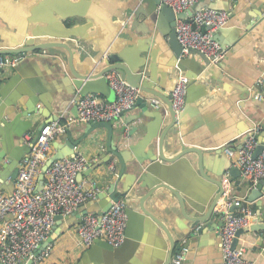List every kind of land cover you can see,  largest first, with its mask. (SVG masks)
Wrapping results in <instances>:
<instances>
[{
  "label": "crops",
  "instance_id": "1",
  "mask_svg": "<svg viewBox=\"0 0 264 264\" xmlns=\"http://www.w3.org/2000/svg\"><path fill=\"white\" fill-rule=\"evenodd\" d=\"M140 4V0H0V25L5 26L3 21H6L13 27H23L29 35L36 28L41 30L42 35H46L47 31L62 33L73 28L85 44L95 49L104 45L106 37L116 33V36L114 35L116 44L122 50L134 51L139 58H145L147 68H150L151 75L159 85L174 89L180 76L187 77L189 85L183 109L186 117L184 122L170 134L169 140L188 142L190 145L204 149L208 161L207 167L216 173H224L223 180L227 184V193L235 197V201L242 204L243 208L251 210L253 216L261 211L264 224V198L253 203L247 202V197L255 184L246 181L241 174L237 178L231 176V169L238 168L237 160L229 157L223 149L225 146L235 151L240 149L244 137L235 138V136L247 132L252 125L260 126L259 139L264 135V98L258 99L256 96L258 91L255 87L256 82L262 80L260 90L264 93V0L234 2L201 0L194 6L195 11L213 8L228 11L230 14L228 25L218 33L220 43L226 49V55L222 63L216 66L217 69H211L213 71L205 66L199 56L192 55L188 57L190 61L183 70L172 67L166 58L170 53L166 39L161 35L155 36L154 29L143 17L138 23V34L134 32L132 38L122 34L126 30L131 31L130 18L135 14V10L141 8ZM126 27L128 29H125ZM20 58L17 68L0 71V94H4L0 95V111L7 102L18 105L11 108L7 106L5 113L2 111L0 146L7 140L20 146L24 144L26 136L35 137L39 134L42 126L49 121L43 116L49 115L47 106L51 107L53 115L58 116L60 123L64 125L68 124L69 118L77 116V108L72 103L77 93L70 94L72 87L64 79L62 81L61 75H58L56 66L58 60L46 54ZM95 62L96 58L92 53L76 54L74 57L75 67L83 73L92 71ZM27 82L37 85L40 90L35 93L38 104L31 105V109L26 105L29 99L20 98V88L24 83L27 85ZM99 96L108 101L104 95ZM112 99H115V95H112ZM32 110L38 112L29 114ZM150 110L144 115L140 108H137L127 114L123 122L111 123L114 127L113 140L118 143L120 150L124 147L121 146L122 141L118 135L126 139L127 145H137L146 133V127L152 126L155 122L151 116L159 114L158 111L163 109L154 107ZM41 112L43 115L40 114ZM138 114L141 117L135 124L125 126L124 123L130 117ZM137 125L142 127V133L128 136ZM87 126L88 124L85 123H73L67 127L66 133L57 136L52 142L50 157L58 148L66 146L70 136L74 140L84 136ZM107 141L108 130L100 127L90 130L88 136L75 149L76 153H81L90 163L92 162L88 170L80 174L81 177L79 175L78 180L87 187L92 186L99 190L97 200L84 207L89 213H100L109 205L107 191L119 172L117 158L108 152ZM140 154L141 159L147 157L145 151ZM7 156L3 160L4 164H8ZM193 157L196 159L195 156L186 157V164L174 169L180 181L181 195L187 201L203 195V187L206 185L199 176L197 167L190 163V158ZM95 160L98 162L95 163ZM100 163L102 166L98 167ZM149 164V161L144 162V169ZM205 172L207 175H213L207 169ZM135 175L134 172L126 173L118 191L123 190L129 176L134 179ZM2 187L0 193L12 192L11 184L6 183ZM149 203L152 208H156L158 218L168 230L179 238V246L189 248L190 251L183 264L222 263L220 246L222 227H218L219 221L213 222L215 224L212 227L199 234L196 229H190V223L183 217L175 198L156 197ZM222 204L220 206H223ZM260 204L261 208L258 206ZM242 209L237 210L236 213L242 212ZM72 217L56 221L52 234L55 228L62 230V233L51 244L50 257L41 264H159L162 253L166 254L163 244L169 249V243L162 232L160 238L150 235L151 232L147 229L142 230L144 231L142 233L138 222L133 221L135 228L130 227V234L126 236L127 240L125 239L126 243L121 246H124V252H120L119 256H114L110 260L107 257L109 251L106 249L108 243L103 239L97 240L87 249L81 246L77 234V226L81 221L78 219L68 228ZM128 227L129 221H127L126 235ZM239 245L247 249L248 258L256 261L257 264H264V231L242 235ZM85 255L87 262H83Z\"/></svg>",
  "mask_w": 264,
  "mask_h": 264
},
{
  "label": "water",
  "instance_id": "2",
  "mask_svg": "<svg viewBox=\"0 0 264 264\" xmlns=\"http://www.w3.org/2000/svg\"><path fill=\"white\" fill-rule=\"evenodd\" d=\"M140 1L141 8L135 10V14L130 18V20L132 19V23L129 26L131 31L126 30L122 34H126L132 38L133 35L137 33L138 23H140L141 17H143L154 29L155 36L161 35L166 39L167 47L170 50V53L166 56L168 62L171 63L172 67L183 70L184 66L188 64L190 60L188 57H183V47L177 39V18H186L195 12V10L177 16L173 9L162 4L161 0ZM3 23L5 26L0 25V55L28 57L31 55L41 56L46 54L55 57V59L58 60L56 63L58 75H61V80L63 81L64 79V81L72 87L70 94L74 95L77 93L81 96L89 94L104 95L108 101H114L112 95L115 94L110 88L105 75L110 72H116L120 75L122 80L140 92L139 98L134 106L130 110L121 113V117L124 118L137 108H140L142 114L147 115L146 111H151V108L156 107L153 101H159L160 106H158V108L163 109L162 111H158L159 114L156 113L151 116L155 122L152 126L146 127V133L143 134L137 145H127L126 139L118 135L122 141L121 146L124 147L123 150H120L118 143L113 140L114 127L111 123H89L86 134L79 140H74L69 135L70 137L66 142V146L64 148H58L57 152L51 156L42 167L39 176V191L43 188L45 174L53 162L66 157H74L77 145L88 136L89 131L102 127L108 130V152L117 158L119 172L116 175L114 183L107 191V197L110 201L109 205L100 213L107 212L115 202L123 199L126 203V213L129 219V227L126 236L130 234V227L135 228L133 221L138 222L142 233H144L142 230L147 229L151 232L150 235L160 238V232H162L169 243V249L163 244V249L166 251V254L164 252L162 253L159 264H171L175 256L181 251V246H179V238L175 234L173 235L162 220L158 218L156 208H152V205L149 203L151 200L156 197H159V199H162V197L175 198L180 206L183 217L190 223V229H196L199 234L205 229L212 227V225L215 224L213 222L216 221H219L217 225L221 228L227 213L233 215L237 210L243 208L242 204H237L235 197L227 193V184L225 180H223L224 173H216L207 167L208 161L204 149L190 145L188 142L183 143L181 141L169 140L170 134L179 124L184 122L186 117L183 112L184 110L180 112L174 110L171 96L173 89H168L156 82L155 78L150 73V68H147V60L145 58H139L134 51H131L133 52L131 53L122 50L121 47L116 44V33L114 34L115 36L106 37L104 39V41H106L104 45H100L98 49H95L85 44V41L73 30V28L62 33L47 31V34L50 35H42L41 30L36 28L31 32L32 34L29 35L28 31H25L23 27H13L6 21H3ZM125 29L128 28L126 27ZM221 30L214 34V39L219 42L220 38L218 33L221 32ZM115 31L117 30H114V32ZM91 53L94 54L96 58L95 68L85 73L80 72L75 67V55H89ZM190 54L192 56H199L209 70L213 68L217 69L216 66L212 65L210 61L199 52L192 50ZM39 91L38 86L34 85L32 82H27V85L24 83L20 88V98L27 97L29 100L26 105L31 109V105L37 106L38 104V100L35 99V93ZM0 95L3 96L4 94L1 93ZM7 106L11 108L17 107L18 105L7 102L0 111V121L1 118L3 119L2 111L5 113ZM46 108L49 115H43L42 112L40 114L47 117L49 119L48 122L60 120L58 116L53 115L50 106ZM37 112L38 111L32 110L29 111V114ZM140 117V114L130 117L124 123L125 126L133 123L135 124ZM48 122H46V124ZM46 124H44L42 128ZM252 127L253 125L250 129ZM119 130H121V128ZM142 130V127L137 125L128 136H132L136 133L141 134ZM245 133L242 132L235 136V138L242 137ZM37 137L38 134L33 137L32 143L36 141ZM259 141L260 143L253 155L254 158L259 157L264 149V135ZM17 146L15 142L11 143L8 140L3 142L0 146V190H3L2 186L6 183L11 184L14 189L21 168V161L30 153L31 147L29 144L24 142V144ZM142 151H145L147 156L144 159H141L142 156L140 153ZM6 156L9 157L8 164L3 163ZM189 156H195L196 159H194V157L190 158V163L197 167L199 176L206 183L203 187V195L194 197L191 201H187L181 195V190L179 188L180 181L177 179L174 172L175 168L186 164V157ZM146 161H149L150 164L146 166L147 169H144V162ZM98 165V167L102 166L101 163ZM141 168L144 169L145 172H143ZM205 169L211 171L213 175H207ZM133 172L136 173L135 178L133 179V177L129 176L127 184L124 185L123 190L119 192L118 187L125 174ZM230 174L237 178L240 176V171L238 168L234 167L231 169ZM81 176L82 175H80V177ZM117 193H119V195H117ZM263 198L264 180H260L251 190L250 195L247 197V202L253 203ZM230 201H233L232 205L227 208L226 205ZM221 203H223V206H220ZM258 206L261 208V204ZM221 207L224 208L222 212L219 211ZM87 213L89 212L84 210V208L78 213H75L68 228L71 227L72 223L76 222ZM64 219L65 218L62 216L56 218L57 221H62ZM260 231H264L261 211L258 212L257 215L252 216L248 227L241 229L237 233L234 246L239 244V239L242 235L248 232L256 234ZM61 233L62 230L55 228L54 233L42 244L36 256L40 255L45 248L54 243ZM126 240L124 243H126ZM107 246L106 249L109 251L107 257L110 260H112L114 256H119L121 254L120 252H124L125 249L124 246L120 248H113L109 244ZM83 262H87V255L84 256ZM28 264H32V262Z\"/></svg>",
  "mask_w": 264,
  "mask_h": 264
},
{
  "label": "built area",
  "instance_id": "3",
  "mask_svg": "<svg viewBox=\"0 0 264 264\" xmlns=\"http://www.w3.org/2000/svg\"><path fill=\"white\" fill-rule=\"evenodd\" d=\"M200 1L161 0V3L172 8L178 16L191 12ZM229 20L228 11L213 8H202L186 18H177L176 33L178 42L183 47V57L191 56L190 52L194 50L204 55L212 65H220L225 58L226 49L214 39V34L225 28ZM20 61L21 58L16 55H0V71L15 69ZM105 78L115 94L114 101H107L95 94H76L72 103L77 108V116L69 118L68 124L64 125L60 120L48 122L34 143L33 136L25 137L24 142L30 145L31 150L21 161L13 192L0 193V264H41L50 257L52 245L40 255L36 256V253L51 236L56 218H71L88 203L97 200L99 190L87 187L78 180V176L88 170L92 163L81 153L53 162L45 174L40 191L38 179L42 167L50 158L52 142L57 136L65 134L67 127L73 123L123 122L121 113L130 110L138 100L140 92L122 80L118 73H107ZM262 84L263 81L258 80L255 86L258 91L256 96L260 100L264 98V93L260 90ZM188 85L189 79L180 76L171 93L176 112L182 111L185 106ZM154 104L157 108L160 106L159 101ZM259 134L260 126L255 124L243 136L240 149L235 151L223 147L229 157L236 158L241 176L255 185L264 180V149L259 157H253L260 143ZM231 205L230 201L226 207ZM242 210L233 215L227 213L224 217L220 232L221 264H257L247 257L244 246H234L237 233L249 226L253 216L251 210ZM219 211H224V208L221 207ZM80 221L77 234L85 249L99 239L105 240L113 248H119L125 242L128 215L123 199L115 202L107 212L87 213ZM189 251L188 247L181 248L171 264H183Z\"/></svg>",
  "mask_w": 264,
  "mask_h": 264
}]
</instances>
